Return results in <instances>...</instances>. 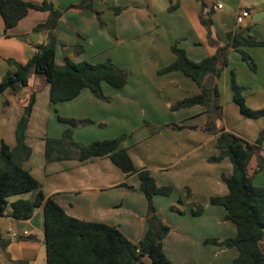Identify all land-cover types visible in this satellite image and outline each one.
I'll use <instances>...</instances> for the list:
<instances>
[{
  "label": "crops",
  "instance_id": "obj_1",
  "mask_svg": "<svg viewBox=\"0 0 264 264\" xmlns=\"http://www.w3.org/2000/svg\"><path fill=\"white\" fill-rule=\"evenodd\" d=\"M25 1L40 4L43 0ZM48 1L62 11L55 30L56 62L61 64L64 57H69L74 62L88 61L90 63L111 59L118 66L128 70V82L116 92V94L120 92L119 97L123 99L120 100L123 102L120 105H112L113 99L106 101L95 97L87 88L81 90L75 98L69 101L51 103L49 85L43 82L42 93H39V90L36 91L35 103L26 130L25 142L32 151L23 166L42 184L44 194L53 198L68 215L85 221L116 226L130 241L136 243L143 237L147 227V201L144 193L139 189L137 173L125 174L107 156L79 160L77 149L67 145L59 147L58 150L57 147L51 149L54 157H61L47 161L45 158L46 138H60L68 127L67 123H63L57 118L61 125L53 124L50 129L49 120L55 114L60 113L65 116L64 118L92 121V123L83 125H95L96 122L103 124L107 119L115 120L118 125L124 123L127 125V119H136L143 114V100L152 97L162 89L160 81L165 87L174 83L185 84L194 89L192 92L195 95L198 94L200 92L198 85L193 81L198 87L196 89L187 80V76L180 71L161 75L157 73L160 68L174 60L170 46L175 42L176 36H164L167 29L169 33L182 30L193 34V38L188 41L185 40V37L180 36L182 39L177 41L178 46L185 50L191 60L200 61L213 55L217 47L228 44L227 34L234 32L237 26L246 30L244 36L250 35L257 40H264V0H227V7L225 8L223 5L221 9L213 8L215 4L221 3L219 0H202L206 4L205 11L210 10L211 12L209 37L206 28L200 22L202 13L200 0H178L175 4L176 7L171 12L178 13V16L173 18L177 19L175 23L173 19L170 20L171 13L166 0H134L126 7L122 6L123 9L119 12L112 9L120 5L111 6L109 0V3L106 0H100L102 7L98 10L95 9L94 3L91 4V8L86 9L68 8L69 5L78 4L81 0ZM241 9H247L249 16L241 25H237L236 16ZM105 11H108L107 15L112 12L115 17L113 20L118 27L113 31L110 30L108 22L104 19ZM47 17V11L30 9L26 16L6 31V35L4 22L0 15V81L7 71L15 70L14 65L8 62L9 59L25 63L36 52V45L45 41V33L34 32L33 28ZM111 41H114L119 49L114 50L106 58L101 56L97 58L93 55V47L99 48V45L103 46ZM76 44L80 45L78 50H81L82 47L83 51H78ZM89 47L91 48L89 49ZM229 48V50H233L231 47ZM249 48L255 49L252 51H263L261 54H264V46H250ZM254 60L255 71L244 70L246 78L235 73V80L237 84L244 87V91L248 92L247 96L262 97L264 96V56L261 61L260 59L257 61L256 58ZM223 72L227 75L225 70ZM231 72L229 76L224 77L226 89L228 84L230 88ZM145 78L148 81L143 84ZM219 80L220 77L218 85ZM152 82H156L153 87ZM30 84L29 79L27 86L17 85L13 89L8 88L0 91V145L1 142L10 147L15 145V127L30 94V90H28ZM230 91L232 93L231 88ZM105 92L106 90L103 91L104 96L108 97L109 95ZM107 92L110 91L107 90ZM116 94L111 95L116 97ZM41 101L42 106H40ZM133 106H140V110L132 113ZM149 112L152 114L150 110ZM203 113L205 112H200V115ZM260 119H264V117ZM132 124L134 123L130 122L131 128L134 126ZM186 126L190 127L191 125ZM261 126L264 127V123ZM188 127L179 130V132L187 130ZM74 132L75 130L72 129V139L76 143L87 145L95 140L85 141L75 138ZM103 135L100 137H106ZM159 135L160 132L150 136L142 134L139 144L146 145L137 150L141 159L139 163H136L129 147L122 146V144L120 147L126 148L136 169H147L156 183L163 185L167 179L162 181L163 183H159L155 174H160L165 178L167 173L180 169L179 166L183 160L195 153L196 149L189 147L191 141L195 140L191 137L163 138ZM214 140L215 137L210 141ZM261 155L264 157V141ZM227 159L224 158L218 163L225 162ZM256 164L257 160L253 157L248 166L250 174L253 173ZM224 165L227 167V173L232 171V165L229 166L227 162ZM222 175L224 173L219 176L220 182L218 176H215V195L219 194L216 193L217 188L221 190V194L228 192L226 185V192L221 185L224 183ZM207 182L211 183L212 178L209 181L206 177L202 179L203 186ZM255 182L264 186V168L253 175V184ZM153 202L157 215L170 227V231L163 239L162 246L165 255L172 264H232L238 255L236 248H225L203 242L209 238L208 234H210L207 233L206 228L207 218L202 219V217L204 218L203 213L193 216L191 211L186 213L175 206L174 202L159 201L155 197ZM219 210V216L214 217L218 218V221L212 222L214 225H224L223 221H228L224 219L225 209ZM208 224L211 225V222ZM225 225L229 231L226 236L233 237L236 233L235 225ZM0 238L8 243L5 250L0 248V264H13V262L46 264L42 208L36 209L32 217L26 220H15L6 215L0 216ZM211 238H221L219 240H222L223 236Z\"/></svg>",
  "mask_w": 264,
  "mask_h": 264
},
{
  "label": "trees",
  "instance_id": "obj_2",
  "mask_svg": "<svg viewBox=\"0 0 264 264\" xmlns=\"http://www.w3.org/2000/svg\"><path fill=\"white\" fill-rule=\"evenodd\" d=\"M94 0H81L78 4H71L68 8H91ZM202 13L200 22L210 36L211 12L206 10V4L200 0ZM176 5H169L173 10ZM30 9L47 11L48 17L34 26V32H44L46 39L36 45V52L25 63L9 59L15 70L7 71L0 81V91L13 89L15 86H27L30 73L40 75L49 85L51 103L69 101L75 98L81 90L87 88L100 99L109 101L102 91V83L113 88L124 87L128 82L129 72L118 66L111 59L102 62L88 61L74 62L64 57L61 64L56 62V26L62 16L52 2L43 0L40 4L25 0H0V15L4 22V33L14 27ZM123 9L113 8L115 12ZM243 29L229 32V43L217 47L215 53L200 61H192L185 50L174 42L170 51L174 60L167 66L160 68L159 75L180 71L194 81L200 92L178 100L170 108L177 110L183 107L201 105L208 113L206 130L216 134L214 147L216 154L210 155L209 162H220L228 158L232 165L230 175H222L228 192L225 195H214L209 198L212 205L222 206L226 213L224 219L235 225L236 233L233 237L222 240L206 238L205 244H215L225 248L234 247L238 255L232 264H264V186L253 184V175L264 168V157L261 155L264 141V127L253 141H248L238 134L227 131L223 126L216 128V118L220 117V91L218 78L227 66V54L231 47L240 53L249 68L253 71L256 64L248 53L241 47L264 46V40H257L253 36L243 35ZM7 35V34H6ZM80 49V45L76 47ZM83 51L82 47L81 50ZM230 88L232 99L238 105L240 113L249 119L264 117V107L251 109L242 95L244 87L237 84L233 71L231 72ZM36 91L32 89L24 105L23 113L15 127V145L10 147L4 142L0 145V216H9L15 220H26L32 217L34 211L42 208L44 218V238L46 250V264H172L163 251V239L170 231L157 215L153 197L158 194L167 195L170 186H159L147 169H136L126 150L120 147L125 135L113 139L96 140L87 145L76 143L72 139V129L78 124L92 123L89 119L76 120L57 116L58 120L67 123L68 127L60 138H46L45 158L51 161L55 158L51 149L57 150L62 146H72L77 149L79 160L107 156L122 172L129 175L137 173L139 189L144 193L147 201V227L143 237L136 243L130 241L116 226L85 221L68 215L63 208L51 197L44 194L42 184L23 166L31 155V148L26 144V130L35 103ZM151 134L158 133L164 126H155L145 121ZM186 125H175L172 128L181 130ZM191 127V126H190ZM192 128V127H191ZM257 160L252 174L249 173V163L252 158ZM190 194V190L187 189ZM31 193L29 198H17L10 201L12 196ZM175 208V207H172ZM193 216L202 213L200 205L191 210ZM7 241L0 238V248L6 249ZM147 258V262L143 258ZM13 264H22L13 262Z\"/></svg>",
  "mask_w": 264,
  "mask_h": 264
},
{
  "label": "rangeland",
  "instance_id": "obj_3",
  "mask_svg": "<svg viewBox=\"0 0 264 264\" xmlns=\"http://www.w3.org/2000/svg\"><path fill=\"white\" fill-rule=\"evenodd\" d=\"M109 5H120L121 7H126V5H130L134 0H106ZM178 0H166L167 5L170 4L175 5ZM222 5L227 7V0H219ZM94 7L98 10L100 7H102V3L100 0H95ZM114 3V4H113ZM123 3H127L124 4ZM104 8H106V5L103 3ZM98 7V8H97ZM107 10V9H106ZM113 10V9H112ZM114 11V10H113ZM108 11H105V21L108 22L109 28L111 31L116 29L118 25L115 23V17L113 16V13L111 12L110 15H107ZM170 13L173 12V10L169 11ZM178 16V13H171L170 20ZM114 17V20H113ZM173 22H177V19H173ZM122 25V24H121ZM170 26L169 24H167ZM237 30H240V26L236 27ZM243 32L246 33V30L243 29ZM176 36L177 41H181V37H185V40H189L193 38V34H190L186 31H179V32H168L164 34V36ZM244 35V34H243ZM181 36V37H180ZM96 45V44H95ZM109 45V46H108ZM78 44H76V47ZM118 45L114 43V41H111L109 44L105 45H99V48L93 47V55L98 57H108L113 53L114 50L119 49L117 47ZM91 47H89L90 49ZM244 51L248 53L250 58L255 63V58L257 61H261L264 54L260 51H252L255 49H251L247 46L241 47ZM261 50V49H257ZM260 52V53H258ZM228 62L227 66L223 69L227 72V75H225V72L221 71V76L219 80L220 87V104H221V113L220 117L216 118V128L218 129L220 126L225 127V129H229L231 131H234L236 134L241 136L242 138L253 141L256 139L259 131L261 130V126L264 123V119H249L242 115L240 113L238 105L233 102L232 100V93L229 88V84L227 86V89L225 88V79L227 76H229L230 72L233 71V73L241 75L242 78H246V74H244V70H249V66L247 65L246 61L242 59L240 53L228 50ZM193 61V60H192ZM196 62V61H195ZM251 70V69H250ZM33 75L35 76V79L33 80ZM187 80L191 84L195 86L197 89L198 87L196 84L188 77H186ZM31 84L28 87V90L30 92L32 89L35 91H40L39 93H42L43 88V82H45L44 78L40 75H35L33 72L30 73L29 76ZM147 78H145V84L147 82ZM159 81V80H158ZM162 89L155 93L152 97L146 98L143 100V114L136 119H127V125L121 124L118 125V123L115 120L107 119L103 124H98L96 122L95 125H81L79 124L77 127H74V137L80 138L81 140H88V139H95V140H105V139H113L120 135H125L124 141H122V146L129 147L131 149V154L133 155L134 159H136V163H139V160H141L139 157V154L137 153V150L142 149L145 147L146 144L140 145V138L142 137V134H146L148 136L151 135L150 130L148 127L144 126V122H150L152 125L155 126H164L168 128H162L159 132L161 137H182V138H188L191 137L192 140L190 144V148L196 149V152L193 153L190 157L183 160L182 164L179 166L180 169H177L176 171L167 173L164 178V176L160 174H155L156 178L158 179L159 183H163L162 181H165L167 179V182L165 184L159 186H170L171 191L169 194H158L155 195V198H158V200H162L163 202L172 201L174 202V205L179 207L181 210H184L186 213H189L192 209H195L196 205H200L202 208V213L204 214V218H207V233L208 237H220V235L224 238L230 237L226 236L228 235L229 231L227 229V225L230 224L231 226H234L232 222L230 221H223L224 225H214L212 222L218 221V218H214L215 216H219V209L224 210L222 206H215L212 205L209 202V197L214 196L215 192V176H218V181L220 182V174L224 173V175H229V173L226 171L225 162L228 163L229 166H231V162L227 159V161H223L221 163H215V162H209L206 157L216 154L217 150L214 147L215 140L210 141L211 139H216L217 133H211L208 130L204 129L205 124L207 122L208 113L206 112V107L201 105H196L192 107H186L182 109L172 110L170 107L175 104L176 101L183 99L184 97H188L194 94V89H192L190 86L187 85H180L177 83L167 85L166 87L163 86L162 81L159 82ZM228 83V81H227ZM156 84V82H152L153 85ZM34 85V87L31 88V86ZM165 87V88H164ZM133 88V87H131ZM107 93L108 99L112 100V105H120L123 104V100L121 97H119V93L116 94L118 89L112 88L107 83H102V91H105ZM109 90L110 92H107ZM111 94H116L115 96H112ZM195 95V94H194ZM242 95L245 99L246 105L251 109H259L264 107V96H247L248 92L244 91L242 92ZM42 101L40 102V106H42ZM140 106H133L131 112L134 113L135 111H139ZM149 110L152 112V114L149 112ZM204 111L205 113L200 115V112ZM57 115H60L62 117H65L64 115L58 113L55 114L54 117L49 120V126L51 129V126L53 124L55 125H61L60 122L57 121ZM141 121V122H140ZM130 122H133L134 125L132 128L130 126ZM191 125V127H188L187 130H184L182 132H179V130H174L172 127L175 125ZM120 129V130H119ZM186 129V128H184ZM104 134V135H103ZM101 135L106 137H100ZM93 140V141H95ZM137 140H139L137 142ZM178 167V168H179ZM206 177L207 181H209L210 178H212V182L202 185V179ZM221 184V183H220ZM226 192L225 184H221ZM256 186L258 185L256 182L254 183ZM187 189L190 190V194L187 192ZM218 195H224L225 193L221 194V190L217 188ZM31 193L23 194L20 196H12L10 197V200H15L17 198H29ZM153 197V198H154ZM169 209V208H168ZM191 213V212H190ZM160 218V216L158 215ZM161 219V218H160ZM201 219V220H202ZM162 220V219H161ZM211 222V225L208 224ZM221 239V238H218ZM215 245V244H210ZM263 249H264V243H263ZM143 261L147 262V258H143Z\"/></svg>",
  "mask_w": 264,
  "mask_h": 264
},
{
  "label": "built area",
  "instance_id": "obj_4",
  "mask_svg": "<svg viewBox=\"0 0 264 264\" xmlns=\"http://www.w3.org/2000/svg\"><path fill=\"white\" fill-rule=\"evenodd\" d=\"M223 5L221 3H217L213 6L215 9H221ZM249 16V11L247 9H241L236 16V24L241 25L244 20Z\"/></svg>",
  "mask_w": 264,
  "mask_h": 264
},
{
  "label": "water",
  "instance_id": "obj_5",
  "mask_svg": "<svg viewBox=\"0 0 264 264\" xmlns=\"http://www.w3.org/2000/svg\"><path fill=\"white\" fill-rule=\"evenodd\" d=\"M253 21H255V20H253Z\"/></svg>",
  "mask_w": 264,
  "mask_h": 264
}]
</instances>
